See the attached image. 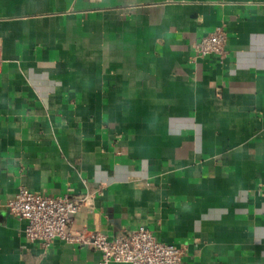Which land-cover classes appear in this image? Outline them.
<instances>
[{
	"label": "crops",
	"instance_id": "0c3cea01",
	"mask_svg": "<svg viewBox=\"0 0 264 264\" xmlns=\"http://www.w3.org/2000/svg\"><path fill=\"white\" fill-rule=\"evenodd\" d=\"M217 25L224 62L194 57ZM19 186L89 193L72 229L145 226L181 264H264V0H0V264H98L27 242Z\"/></svg>",
	"mask_w": 264,
	"mask_h": 264
},
{
	"label": "built area",
	"instance_id": "2783aa9c",
	"mask_svg": "<svg viewBox=\"0 0 264 264\" xmlns=\"http://www.w3.org/2000/svg\"><path fill=\"white\" fill-rule=\"evenodd\" d=\"M226 32L217 25L211 32L193 42L194 57L214 55L223 63L228 55ZM72 188L61 195H42L19 186L7 201L10 215L25 220L23 236L47 248L57 238L68 244L92 248L100 253L98 264H181L183 247L158 241L145 226L124 231L108 238L95 229H72L70 224L82 207L91 204L89 193L73 194Z\"/></svg>",
	"mask_w": 264,
	"mask_h": 264
}]
</instances>
